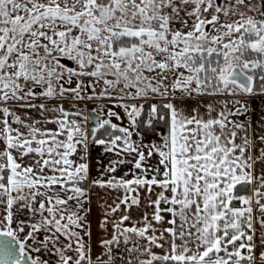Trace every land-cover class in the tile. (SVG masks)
<instances>
[{"label": "snow or ice", "instance_id": "obj_1", "mask_svg": "<svg viewBox=\"0 0 264 264\" xmlns=\"http://www.w3.org/2000/svg\"><path fill=\"white\" fill-rule=\"evenodd\" d=\"M0 264H264V0H0Z\"/></svg>", "mask_w": 264, "mask_h": 264}, {"label": "crops", "instance_id": "obj_2", "mask_svg": "<svg viewBox=\"0 0 264 264\" xmlns=\"http://www.w3.org/2000/svg\"><path fill=\"white\" fill-rule=\"evenodd\" d=\"M99 151V149H97L96 151L93 152V157L96 156V153Z\"/></svg>", "mask_w": 264, "mask_h": 264}]
</instances>
